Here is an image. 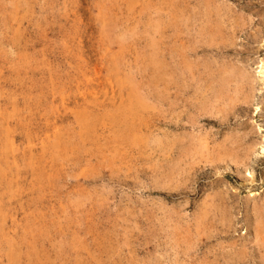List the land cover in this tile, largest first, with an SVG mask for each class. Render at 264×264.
<instances>
[{"label": "rangeland", "instance_id": "1", "mask_svg": "<svg viewBox=\"0 0 264 264\" xmlns=\"http://www.w3.org/2000/svg\"><path fill=\"white\" fill-rule=\"evenodd\" d=\"M261 62L264 0H0V264H264Z\"/></svg>", "mask_w": 264, "mask_h": 264}, {"label": "bare ground", "instance_id": "2", "mask_svg": "<svg viewBox=\"0 0 264 264\" xmlns=\"http://www.w3.org/2000/svg\"><path fill=\"white\" fill-rule=\"evenodd\" d=\"M26 1V0H25ZM19 6V5H18ZM212 7V6H211ZM23 12V11H22ZM173 12V11H172ZM12 15V14H11ZM212 15V14H211ZM13 16H14V14H13ZM17 17V16H16ZM11 18V17H10ZM18 19V18H17ZM212 19V18H211ZM231 20V19H230ZM217 31V30H216ZM217 33V32H216ZM210 34H212V33H210ZM213 38H214V35H213ZM159 66V65H158ZM263 66H264V64L261 62V63H259V65H258V68H263ZM238 73V72H237ZM229 76V75H228ZM4 78V77H3ZM228 80V79H227ZM222 81V80H221ZM239 82V81H238ZM10 89V88H9ZM12 114V113H11ZM6 135V134H5ZM9 153V152H8ZM257 229H258V231H259V228L257 227Z\"/></svg>", "mask_w": 264, "mask_h": 264}]
</instances>
